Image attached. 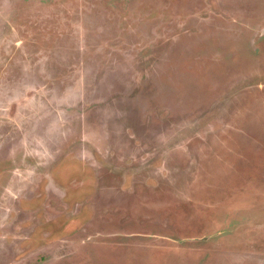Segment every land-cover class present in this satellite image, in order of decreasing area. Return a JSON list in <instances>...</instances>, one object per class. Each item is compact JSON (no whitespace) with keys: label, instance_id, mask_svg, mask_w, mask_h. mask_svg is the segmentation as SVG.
Here are the masks:
<instances>
[{"label":"rangeland","instance_id":"rangeland-1","mask_svg":"<svg viewBox=\"0 0 264 264\" xmlns=\"http://www.w3.org/2000/svg\"><path fill=\"white\" fill-rule=\"evenodd\" d=\"M0 264H264V0H0Z\"/></svg>","mask_w":264,"mask_h":264}]
</instances>
